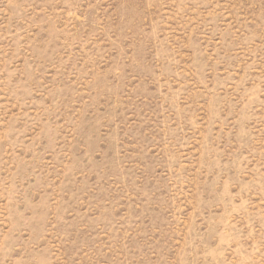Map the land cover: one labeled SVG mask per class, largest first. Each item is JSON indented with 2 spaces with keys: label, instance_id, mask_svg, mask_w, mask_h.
<instances>
[{
  "label": "rangeland",
  "instance_id": "1",
  "mask_svg": "<svg viewBox=\"0 0 264 264\" xmlns=\"http://www.w3.org/2000/svg\"><path fill=\"white\" fill-rule=\"evenodd\" d=\"M0 264H264V0H0Z\"/></svg>",
  "mask_w": 264,
  "mask_h": 264
}]
</instances>
